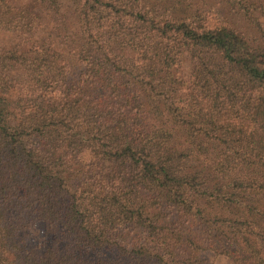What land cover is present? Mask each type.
<instances>
[{
    "label": "trees",
    "instance_id": "trees-1",
    "mask_svg": "<svg viewBox=\"0 0 264 264\" xmlns=\"http://www.w3.org/2000/svg\"><path fill=\"white\" fill-rule=\"evenodd\" d=\"M253 2L0 0V264H264Z\"/></svg>",
    "mask_w": 264,
    "mask_h": 264
},
{
    "label": "rangeland",
    "instance_id": "rangeland-1",
    "mask_svg": "<svg viewBox=\"0 0 264 264\" xmlns=\"http://www.w3.org/2000/svg\"><path fill=\"white\" fill-rule=\"evenodd\" d=\"M245 1L247 3H249V2L254 3L253 1H255L259 4L264 5V0H245ZM262 10L264 11V6H263ZM252 13L255 16V18H257V20L264 26V14H263L264 12L260 11L258 8H255L252 10ZM245 24H246V21H245ZM50 26H51L50 22L45 21L43 23L42 27H40L36 31L35 36L44 35L49 30ZM14 38H15L14 35H12L8 32L0 31V45H8L14 41ZM190 69H191V65L189 63L188 58L183 57L182 63L180 65V73H181L183 78H186L189 75ZM42 237H43L42 236V226L40 223H37L33 226L32 230L30 232V237H29L27 244L33 245L37 242H40L43 240ZM199 256L201 258H203L208 264H231L226 258H224L222 256L213 255L209 251H201L199 253Z\"/></svg>",
    "mask_w": 264,
    "mask_h": 264
}]
</instances>
